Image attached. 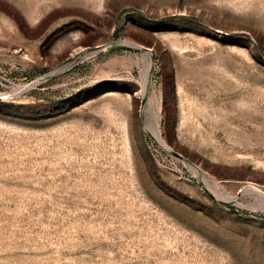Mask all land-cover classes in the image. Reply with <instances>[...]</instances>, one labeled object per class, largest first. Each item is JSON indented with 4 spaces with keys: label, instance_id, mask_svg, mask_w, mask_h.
Masks as SVG:
<instances>
[{
    "label": "rangeland",
    "instance_id": "obj_1",
    "mask_svg": "<svg viewBox=\"0 0 264 264\" xmlns=\"http://www.w3.org/2000/svg\"><path fill=\"white\" fill-rule=\"evenodd\" d=\"M253 188L264 0H0V264H264Z\"/></svg>",
    "mask_w": 264,
    "mask_h": 264
},
{
    "label": "bare ground",
    "instance_id": "obj_2",
    "mask_svg": "<svg viewBox=\"0 0 264 264\" xmlns=\"http://www.w3.org/2000/svg\"><path fill=\"white\" fill-rule=\"evenodd\" d=\"M125 43V42H124ZM127 44V43H126ZM129 45H131L132 47L134 48H138V49H141V46L136 44V43H128ZM148 57L150 58V53H148ZM150 70H151V61L149 62L144 74H143V77H142V80H141V83H142V89H141V94L143 96H147V93H148V87H149V83H150ZM151 84V83H150ZM21 89H18L16 90L15 93H20ZM156 120V118H155ZM154 133V138L155 140L166 150H170L167 142L165 141V139L163 138L162 134H161V131H160V123L158 122L157 123V126L156 128L154 129L153 131ZM197 169V168H196ZM205 183V182H204ZM248 191H251V192H255V193H258L259 195H262V197L264 198V193L262 191H260L259 189L257 188H253L251 190H248ZM236 197V196H235ZM234 196H229V198H231L232 200H236Z\"/></svg>",
    "mask_w": 264,
    "mask_h": 264
},
{
    "label": "water",
    "instance_id": "obj_3",
    "mask_svg": "<svg viewBox=\"0 0 264 264\" xmlns=\"http://www.w3.org/2000/svg\"><path fill=\"white\" fill-rule=\"evenodd\" d=\"M143 49H146L147 51H150V49H149V48H143Z\"/></svg>",
    "mask_w": 264,
    "mask_h": 264
}]
</instances>
